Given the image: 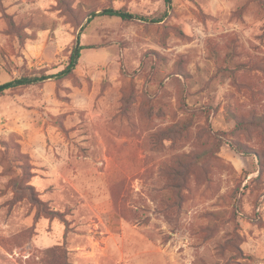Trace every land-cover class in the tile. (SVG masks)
<instances>
[{
	"label": "rangeland",
	"instance_id": "374dc122",
	"mask_svg": "<svg viewBox=\"0 0 264 264\" xmlns=\"http://www.w3.org/2000/svg\"><path fill=\"white\" fill-rule=\"evenodd\" d=\"M22 74L0 264H264V0H0Z\"/></svg>",
	"mask_w": 264,
	"mask_h": 264
},
{
	"label": "trees",
	"instance_id": "16d2710c",
	"mask_svg": "<svg viewBox=\"0 0 264 264\" xmlns=\"http://www.w3.org/2000/svg\"><path fill=\"white\" fill-rule=\"evenodd\" d=\"M102 14L108 15V16H117V17H120L122 19H129V18L134 17V14H131L130 12H128L124 9H116V8H112V7L103 9ZM160 19L161 18H157L154 21H159ZM71 58H72V55H71ZM71 62H72V60H71ZM65 71L66 70H62V72H60V73H63ZM42 77H48V76H35V75H30V74H22L20 77L14 79L12 81L2 83V84H0V96L4 93V91L6 89H8L11 86L28 84V83H31L33 81L40 80ZM189 125H190V122H186V123L182 124L179 129H181V130L186 129ZM229 145L231 146V148L234 151H236L240 155H244V156L255 155L256 156V154L253 151H251L249 148H243L241 145L233 143V142H230Z\"/></svg>",
	"mask_w": 264,
	"mask_h": 264
},
{
	"label": "water",
	"instance_id": "95a60500",
	"mask_svg": "<svg viewBox=\"0 0 264 264\" xmlns=\"http://www.w3.org/2000/svg\"><path fill=\"white\" fill-rule=\"evenodd\" d=\"M169 3H170V0H169ZM78 45H79V42H78V39H77V41H76V46H75V50H74V54H73V56H75L76 55V53H77V50H78ZM67 71V70H66ZM57 76V75H56Z\"/></svg>",
	"mask_w": 264,
	"mask_h": 264
}]
</instances>
